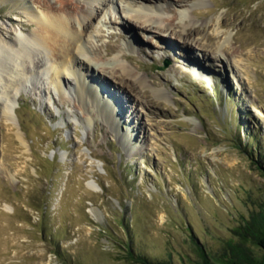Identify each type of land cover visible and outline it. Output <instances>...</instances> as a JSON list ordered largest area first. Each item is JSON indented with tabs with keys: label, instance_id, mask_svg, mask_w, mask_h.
I'll return each mask as SVG.
<instances>
[{
	"label": "rangeland",
	"instance_id": "1",
	"mask_svg": "<svg viewBox=\"0 0 264 264\" xmlns=\"http://www.w3.org/2000/svg\"><path fill=\"white\" fill-rule=\"evenodd\" d=\"M175 2H93L82 44L100 71L75 65L85 85L54 87L53 68L31 70L0 95V264L261 256L234 230L264 204V0ZM12 4L44 13L0 0L5 39L36 27ZM130 10L166 31L125 23Z\"/></svg>",
	"mask_w": 264,
	"mask_h": 264
},
{
	"label": "bare ground",
	"instance_id": "2",
	"mask_svg": "<svg viewBox=\"0 0 264 264\" xmlns=\"http://www.w3.org/2000/svg\"><path fill=\"white\" fill-rule=\"evenodd\" d=\"M106 1L58 0L57 3H54L52 0H38L44 9L43 14L28 9L24 4H12L13 10L20 11V14H26L29 22L35 24L36 27L32 31H25L22 35L17 33L11 39H5L0 34V83L3 84L0 86V95L9 96L6 87L8 89L9 86L13 89L14 86L22 82L24 76L31 73V70L46 72L45 69L50 68H53L49 75H51L50 82L54 87L61 86V83H64L63 80L68 81L71 77L77 79L78 84L83 87L85 77L80 75L75 65L84 67L86 72L99 70L91 61V57L86 56V49L82 44L83 36L88 31V27L90 28V22L96 15V12L92 13L88 9L92 8L90 5L93 2H96L102 10ZM140 1L146 3L149 0ZM175 1L176 5L181 6L186 0ZM130 11L133 14L124 11L125 23H132L138 29L151 30L160 34H164L166 31L165 26L159 25L164 22L161 15L149 16L143 11ZM148 23H156V26L146 25ZM192 32L189 33L192 34ZM170 33L175 36L174 32L170 31ZM170 33L165 36L170 37ZM62 75L64 76L63 79ZM120 77L121 80L127 81L130 86L144 84L134 71L124 66H120ZM88 87L91 88V84ZM76 90L80 95L81 87L76 86ZM5 105L7 107L8 103L5 102ZM92 187L94 186L92 185Z\"/></svg>",
	"mask_w": 264,
	"mask_h": 264
},
{
	"label": "trees",
	"instance_id": "3",
	"mask_svg": "<svg viewBox=\"0 0 264 264\" xmlns=\"http://www.w3.org/2000/svg\"><path fill=\"white\" fill-rule=\"evenodd\" d=\"M260 174L264 177V165H259ZM234 233L239 238V244L244 241H249L255 244L261 251L259 258H254L249 251H244L240 247L230 249L228 258L225 260H217L219 264H264V204L259 207V210L252 213L244 225H240L234 230ZM131 255V253H130ZM199 258L203 264H212L208 261V256L203 249L199 250ZM142 264H170L164 262L147 261L145 258L138 257ZM218 264V262L214 263Z\"/></svg>",
	"mask_w": 264,
	"mask_h": 264
}]
</instances>
